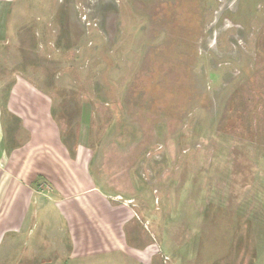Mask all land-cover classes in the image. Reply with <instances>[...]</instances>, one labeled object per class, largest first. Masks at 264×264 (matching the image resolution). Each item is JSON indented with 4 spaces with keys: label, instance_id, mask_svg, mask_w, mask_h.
Listing matches in <instances>:
<instances>
[{
    "label": "rangeland",
    "instance_id": "obj_1",
    "mask_svg": "<svg viewBox=\"0 0 264 264\" xmlns=\"http://www.w3.org/2000/svg\"><path fill=\"white\" fill-rule=\"evenodd\" d=\"M1 45L153 264H264V0H16ZM53 212L0 264H118L70 259Z\"/></svg>",
    "mask_w": 264,
    "mask_h": 264
},
{
    "label": "crops",
    "instance_id": "obj_2",
    "mask_svg": "<svg viewBox=\"0 0 264 264\" xmlns=\"http://www.w3.org/2000/svg\"><path fill=\"white\" fill-rule=\"evenodd\" d=\"M15 1L0 0V244L7 236L6 247H11L56 210L70 259L114 255L118 264H153L158 248L144 236L131 204L116 202L95 181L85 144L70 148L62 139L51 95L2 64L1 44ZM133 223L141 227L137 242L130 239Z\"/></svg>",
    "mask_w": 264,
    "mask_h": 264
}]
</instances>
